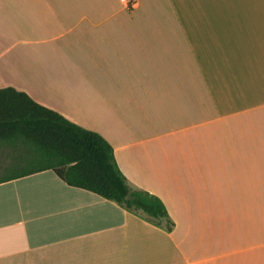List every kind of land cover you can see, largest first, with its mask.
<instances>
[{"label":"crops","instance_id":"0c3cea01","mask_svg":"<svg viewBox=\"0 0 264 264\" xmlns=\"http://www.w3.org/2000/svg\"><path fill=\"white\" fill-rule=\"evenodd\" d=\"M7 87L173 225L43 171L0 183V264H264V0H0Z\"/></svg>","mask_w":264,"mask_h":264},{"label":"trees","instance_id":"16d2710c","mask_svg":"<svg viewBox=\"0 0 264 264\" xmlns=\"http://www.w3.org/2000/svg\"><path fill=\"white\" fill-rule=\"evenodd\" d=\"M0 148L19 153L13 167L5 168L10 175L0 183L50 170L68 186L141 212L156 225L164 219L166 229H172L162 201L128 185L111 145L101 135L12 87L0 89Z\"/></svg>","mask_w":264,"mask_h":264},{"label":"rangeland","instance_id":"374dc122","mask_svg":"<svg viewBox=\"0 0 264 264\" xmlns=\"http://www.w3.org/2000/svg\"><path fill=\"white\" fill-rule=\"evenodd\" d=\"M10 155L12 156L11 158H9ZM18 155V152H13L8 148H0V179L10 175L5 171V168L8 166L12 168V161L13 159H17Z\"/></svg>","mask_w":264,"mask_h":264}]
</instances>
